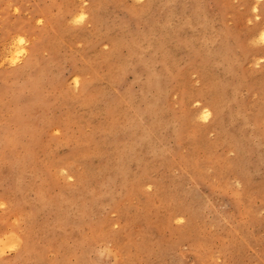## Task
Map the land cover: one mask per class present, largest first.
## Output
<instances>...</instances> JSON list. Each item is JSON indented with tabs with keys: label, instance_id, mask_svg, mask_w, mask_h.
<instances>
[{
	"label": "rangeland",
	"instance_id": "obj_1",
	"mask_svg": "<svg viewBox=\"0 0 264 264\" xmlns=\"http://www.w3.org/2000/svg\"><path fill=\"white\" fill-rule=\"evenodd\" d=\"M263 29L264 0H0V264H264Z\"/></svg>",
	"mask_w": 264,
	"mask_h": 264
},
{
	"label": "bare ground",
	"instance_id": "obj_2",
	"mask_svg": "<svg viewBox=\"0 0 264 264\" xmlns=\"http://www.w3.org/2000/svg\"><path fill=\"white\" fill-rule=\"evenodd\" d=\"M82 17H84V15H80L79 18L81 19ZM262 30V29H261ZM264 30V29H263ZM259 33V31H258ZM260 38L264 41V31H261L260 34H259ZM210 113H209V110H204L203 112V117L204 119H207L209 117Z\"/></svg>",
	"mask_w": 264,
	"mask_h": 264
}]
</instances>
